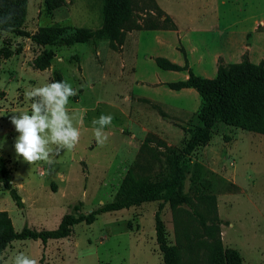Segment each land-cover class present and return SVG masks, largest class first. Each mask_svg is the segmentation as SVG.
I'll use <instances>...</instances> for the list:
<instances>
[{
	"label": "rangeland",
	"instance_id": "374dc122",
	"mask_svg": "<svg viewBox=\"0 0 264 264\" xmlns=\"http://www.w3.org/2000/svg\"><path fill=\"white\" fill-rule=\"evenodd\" d=\"M181 1L190 9L203 7L201 0ZM254 1L257 6L264 7V0H239L238 4L241 9L249 10L255 7ZM173 2V7H183L180 0ZM51 3L59 4L47 16L44 0H26L23 29L32 33L38 26L49 23L96 29L102 23L103 0H51ZM232 3L233 0H226L225 8ZM80 7L85 8L84 15H88L90 21L81 18L80 11H75ZM131 8V23H157L160 14L153 0H131ZM122 43L94 39L69 46L39 47L27 37L0 32V49L10 52L7 57L0 56V154L7 160L12 185L22 201V207L17 208L0 184V210L7 212L14 231H20L24 225L33 229H53L61 215L70 210V205L80 201V211L86 213L112 199L124 175L123 169H114L121 161L117 154L123 146L124 131L108 136L103 146L97 143L92 121L102 114L118 112L106 105L111 100L110 86L105 83L102 91L96 85L87 87L86 73L93 75L94 72L90 61L93 49L98 50L94 68L104 70L107 49H117ZM42 48H50L55 55L48 68L40 71L28 66L27 62ZM79 60H82L80 64ZM82 66L84 70L80 72L78 67ZM55 74L79 89L75 97L69 98L68 104L74 124L80 114L79 107L85 109L87 116L79 120L81 136L74 149L61 151L52 166L43 162L30 165L16 155L14 144L19 133L10 117L18 115L13 113L15 111L30 112L31 101L25 93L56 80ZM72 107L77 110H71ZM219 138L224 142L222 147ZM233 138L238 145L240 141L250 142L253 150L251 157L246 159L245 170L237 174L238 183L221 174L238 165V160L230 153L233 148L227 149L228 141ZM210 144L219 152L218 169L213 172L205 167L207 171L195 183L187 177L182 192L192 205L197 193L213 195L215 211L221 221L222 245L236 249L242 264H264V136L220 123L214 128ZM132 146L133 151L128 154L132 158H128L125 165L137 177L153 180L167 169L169 152L162 146L157 147L156 141L145 146L132 143ZM194 154L190 155L189 163L197 161ZM194 184L199 186L197 192ZM156 203L142 202L100 213L90 224L78 222L67 237L48 240L44 246L38 239L14 240L1 252L0 264H12L15 255L21 252L37 259L38 264H162L153 229ZM160 217L166 242L177 248L180 264H204L203 249L196 244L200 226L189 207L181 204L170 208L166 204Z\"/></svg>",
	"mask_w": 264,
	"mask_h": 264
},
{
	"label": "trees",
	"instance_id": "16d2710c",
	"mask_svg": "<svg viewBox=\"0 0 264 264\" xmlns=\"http://www.w3.org/2000/svg\"><path fill=\"white\" fill-rule=\"evenodd\" d=\"M58 4L44 0L46 15L49 16ZM156 11L160 14L157 18L159 22L133 24V21H130L133 12L131 0H103L102 23L96 29L49 23L38 26L31 33L23 29L26 0H0V21L11 16L6 23H0V32L27 37L41 47L69 46L94 39L120 43L123 41L124 32L133 28L174 26L167 15L157 8ZM1 55L7 57L10 52L0 49ZM53 57L54 52L50 48H42L27 63L31 68L41 71L48 68ZM155 62L166 69H186L187 77L184 80L167 85L172 89L191 87L198 92L201 100L192 122L184 128L187 136L180 146L172 147L156 140L157 147L162 146L169 152L167 169L161 171L156 179L150 180L137 177L128 167L110 201L98 204L86 213L80 211V201L72 204L70 210L61 215L53 229H33L24 225L20 231H14L7 212L0 210V255L13 240L38 239L44 246L48 240L67 237L72 226L78 222L90 224L100 213L120 210L137 203L157 201L153 213V229L162 264H180L177 248L168 245L165 239L160 212L166 204L170 208L181 204L189 207L191 215L200 226V237L196 244L203 249L204 264H242L238 251L224 247L221 243V221L215 211L213 195L197 193L196 202L192 205L189 197L182 192V186L187 177L195 183L207 171L197 161L189 163V157L198 147L210 140L218 123L264 135V67L262 63H250L244 56L237 63L218 64L215 77L209 79L195 75L186 66L179 67L163 58H155ZM54 77L60 80L59 74ZM148 142L149 138L146 137L142 144L145 146ZM0 184L8 192L14 205L21 208V197L12 185L7 160L1 154ZM199 185L201 186L200 183ZM193 188L197 192L199 186L194 184Z\"/></svg>",
	"mask_w": 264,
	"mask_h": 264
},
{
	"label": "crops",
	"instance_id": "0c3cea01",
	"mask_svg": "<svg viewBox=\"0 0 264 264\" xmlns=\"http://www.w3.org/2000/svg\"><path fill=\"white\" fill-rule=\"evenodd\" d=\"M153 1L174 26L125 31L123 43L117 49H107L104 70L101 67L94 68L98 50H92L90 61L94 72L93 75L86 73L87 87L96 85L102 91L105 83L110 86L111 100L106 105L118 113L112 114V124L104 131L110 137L124 131L121 137L123 146L117 154L121 161L114 165V169H123V174L127 169V159L132 158L128 155L133 151L132 143H142L148 137V144L158 140L168 146L178 147L187 136L184 128L192 122L200 107V96L195 89H172L167 85L184 80L187 77L186 69L162 68L157 65L155 58H163L179 67L186 66L195 75L209 79L215 77L218 64L237 63L244 56L250 63H262L264 67L263 5L257 6L254 1L255 7L243 10L238 4L239 0H233L227 8L224 6L226 0H201V9H190L181 0L179 3L183 5L182 8L173 7V0ZM84 9L80 7L75 11H80L81 18L90 21V17L84 15ZM78 70L82 72L83 66L78 67ZM70 109L77 110L75 107ZM78 110L80 114L76 126L80 128L82 124L79 120L84 119L87 112L83 107ZM222 144L224 142L221 140V147ZM210 145L209 140L198 147L194 156L204 168L215 172L220 163L219 152ZM227 147L233 148L230 153L236 157L238 165L230 170L227 168L221 174L227 178L230 176L235 182L237 174L245 170L244 164L253 150L250 142L240 141L238 145L235 138L228 141Z\"/></svg>",
	"mask_w": 264,
	"mask_h": 264
},
{
	"label": "clouds",
	"instance_id": "9594fccd",
	"mask_svg": "<svg viewBox=\"0 0 264 264\" xmlns=\"http://www.w3.org/2000/svg\"><path fill=\"white\" fill-rule=\"evenodd\" d=\"M11 16L0 23H6ZM79 89L67 80H55L43 86L33 87L25 93L31 101L29 111H15L11 123L19 133L15 140V152L32 165L43 162L49 166L56 163V156L63 150H72L79 143L81 130L73 122L69 112V98L75 97ZM111 114H102L94 119V137L103 146L108 135L104 131L112 124ZM12 264H38V260L18 253Z\"/></svg>",
	"mask_w": 264,
	"mask_h": 264
}]
</instances>
